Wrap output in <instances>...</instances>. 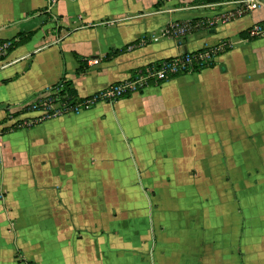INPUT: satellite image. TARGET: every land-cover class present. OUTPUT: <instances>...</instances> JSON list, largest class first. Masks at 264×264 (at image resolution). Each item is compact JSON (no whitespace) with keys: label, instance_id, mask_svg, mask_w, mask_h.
Masks as SVG:
<instances>
[{"label":"crops","instance_id":"obj_1","mask_svg":"<svg viewBox=\"0 0 264 264\" xmlns=\"http://www.w3.org/2000/svg\"><path fill=\"white\" fill-rule=\"evenodd\" d=\"M222 1L0 0L2 42L34 30L0 56V264H264V36L247 32L264 1L183 38L162 34ZM222 43L209 66L130 78ZM62 74L80 97L103 99L14 114ZM127 82L129 96L109 99Z\"/></svg>","mask_w":264,"mask_h":264},{"label":"built area","instance_id":"obj_2","mask_svg":"<svg viewBox=\"0 0 264 264\" xmlns=\"http://www.w3.org/2000/svg\"><path fill=\"white\" fill-rule=\"evenodd\" d=\"M224 3H229L230 6L226 7L223 11L217 15L204 16L199 18H190L185 20L175 19L169 21L162 31L163 35L183 38L185 34L196 30L197 28H208L215 26L219 21H226L235 16L251 11L254 7L261 3V0H225ZM248 36L250 38L257 36H264V19L253 22V24L247 29ZM224 47V43L219 46H206L201 49L187 50L184 53H179L172 56L168 60H163L159 64H153L152 67H148L134 77L135 80L155 79L156 81L166 78L170 72L185 73L187 70L200 69L210 62L215 61V57ZM7 43L0 42V56L6 52ZM96 61V59L94 60ZM130 82L120 84L117 87L109 90L106 95L115 96L119 95L122 91L128 90ZM91 101V99L85 100V103ZM84 103V104H85ZM47 106L46 102H44ZM53 112H56L55 110Z\"/></svg>","mask_w":264,"mask_h":264},{"label":"trees","instance_id":"obj_3","mask_svg":"<svg viewBox=\"0 0 264 264\" xmlns=\"http://www.w3.org/2000/svg\"><path fill=\"white\" fill-rule=\"evenodd\" d=\"M205 1H213V0H205ZM33 32H34V30H31V31H28V32H19V33L16 34V36H14L12 38H9L8 39V44H7V49H6L7 52H9L10 50L15 49L17 47V45L27 41L31 37ZM2 41L3 40L0 39V42H2ZM201 48H198V49H201ZM109 53H113V52L110 51ZM75 55L79 59L78 54L75 53ZM106 56L110 57L109 54H106ZM172 56H174V55L167 56V57H164L162 59H159L158 61H156V62H154L152 64L143 65L140 68L133 69L132 72L130 73V78H132V77L134 78V77L138 76V74H140L141 72H144V70L147 69L148 67H152L153 64H156V63L159 64L163 60L170 59ZM79 63H80V65L76 68V71H77L76 73H78V74L81 73V72H84L87 62H86V60L83 62L81 59H79ZM211 64H213V62H210L209 64H207L205 66H209ZM195 70H198V69L194 68V69H191V70H187L186 72L195 71ZM63 72H64V70H63ZM185 73H183V74H185ZM178 74H180V72H178V71L170 72L169 74H167L166 78L158 80V82H161V81H163V80H165L167 78H170L172 76H176ZM58 80L59 81L52 86V88L55 91H53L51 94H49L47 96H43L41 99H39L37 104H35L34 106L33 105H29V106L26 105L25 107H22L19 110V112L14 113V114L17 115L20 112H25V111L28 112V111H31V110H38L39 114H44L45 116H49V115L52 114V112L55 110L56 107L55 108L54 107L47 108L45 106L44 102L50 104L53 101H57L58 100L59 101V105H57V107H59L61 109L60 112H65V111H68V110H73L74 111L77 108L78 109H85L87 107L94 106L96 104V102H98L99 100L103 99L99 95V93H100L99 91H97V92H95V93H93L92 95H89V96L80 97L78 95L77 90L74 87L73 83L70 80L64 79L63 74ZM130 94H131L130 90H125V91H122L121 93H119V95H115L113 97L111 96L109 99H111L112 101H116L120 97H126V96H129ZM87 99H91V101H89L88 103L87 102L85 103V100H87ZM42 106H44V107H42ZM19 120L22 121V119H18L15 122V125L18 123Z\"/></svg>","mask_w":264,"mask_h":264},{"label":"rangeland","instance_id":"obj_4","mask_svg":"<svg viewBox=\"0 0 264 264\" xmlns=\"http://www.w3.org/2000/svg\"><path fill=\"white\" fill-rule=\"evenodd\" d=\"M100 101V100H99ZM97 103V102H96ZM56 112H60L61 111V109L59 108V107H57L56 106V110H55Z\"/></svg>","mask_w":264,"mask_h":264},{"label":"water","instance_id":"obj_5","mask_svg":"<svg viewBox=\"0 0 264 264\" xmlns=\"http://www.w3.org/2000/svg\"><path fill=\"white\" fill-rule=\"evenodd\" d=\"M261 1H264V0H261ZM186 51H187V48L184 47V52H186Z\"/></svg>","mask_w":264,"mask_h":264}]
</instances>
